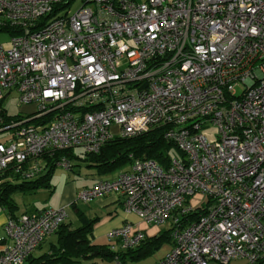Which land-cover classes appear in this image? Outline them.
Instances as JSON below:
<instances>
[{
    "label": "built area",
    "instance_id": "obj_1",
    "mask_svg": "<svg viewBox=\"0 0 264 264\" xmlns=\"http://www.w3.org/2000/svg\"><path fill=\"white\" fill-rule=\"evenodd\" d=\"M74 1L0 0V31L14 34L0 40V132L13 130L0 141V183L39 177L57 151L97 153L165 126L179 150L167 165L131 154L129 169L77 200L115 194L143 222L171 221V249L154 264H264V0ZM13 91L37 113L8 119ZM196 193L209 205L190 219ZM67 217L9 216L0 264H25ZM110 236L128 250L147 234L126 222Z\"/></svg>",
    "mask_w": 264,
    "mask_h": 264
},
{
    "label": "trees",
    "instance_id": "obj_2",
    "mask_svg": "<svg viewBox=\"0 0 264 264\" xmlns=\"http://www.w3.org/2000/svg\"><path fill=\"white\" fill-rule=\"evenodd\" d=\"M14 31L21 32L20 29H14ZM84 110H91V107L85 106ZM165 129V126H160L136 136L115 137L97 153H86L80 149L57 151L53 158L45 156V159L48 160L47 170L44 174L33 179L23 178L18 174L8 172L6 174H11L12 179L0 183V209L7 210L9 216H16L14 211L17 209V205L12 198L16 191L27 192L37 190L41 186L52 188V173L63 156H68L73 162L69 170L73 169L75 161L84 159L88 166L96 167L100 172H110L127 159L131 160V154L138 158H153L159 163L167 165L171 155H173L171 150L175 145L165 137ZM77 150L80 153H77ZM175 151L177 154L179 153L176 147ZM208 205L209 203H205L203 207H199L198 211L191 212L188 217L190 219L197 218L205 212ZM95 222L96 219L84 218L83 224L78 227H71L69 223L64 222L54 233L57 235L56 242H50L46 251L40 254H32L25 264H85L99 258L117 259L124 264L126 258L132 259L146 255L163 238L170 239L172 244L170 227L164 233L156 234L151 238L146 237L136 248L115 251L109 245L91 241L90 236ZM45 241L38 249L42 248Z\"/></svg>",
    "mask_w": 264,
    "mask_h": 264
},
{
    "label": "crops",
    "instance_id": "obj_3",
    "mask_svg": "<svg viewBox=\"0 0 264 264\" xmlns=\"http://www.w3.org/2000/svg\"><path fill=\"white\" fill-rule=\"evenodd\" d=\"M89 167L94 170V173L97 172L96 173L97 176L94 173H92L94 175H91L92 176L91 183L82 184L80 186L76 181H73L66 183L59 190L58 189L55 190V187L45 188V190L49 192V196L44 198L33 199L31 205L27 206L24 209L20 208V205L12 195V198L17 205V209L14 211V213L15 215H19L24 212H40L48 207H56V208L64 207L68 213L66 223H69L71 227H78L82 225L84 218L96 219V222L94 223L92 235L90 236L91 241L97 244L109 245L115 251H122L124 249H122L119 246L120 244L119 241L115 238H112L110 236V233L112 232L113 229L125 224L126 222L134 223V227L139 229L137 227V224H139L141 221L135 213L128 212L125 210L122 199L115 194H109L103 197H96L89 203H84L83 201L77 200V193L84 187H88V186L91 187L99 179H110L118 174L116 173V175L114 174L112 175L111 172H105L106 174H108V176H105L104 172H100L96 167L93 166H89ZM124 169L126 168H122V170ZM37 190H39V188ZM32 191L35 190H30L27 192H32ZM8 216H9L8 211L1 208L0 209V251L2 250L3 246L6 243L10 242L4 229V223L6 222ZM52 235H56V234H52ZM52 235H50V237ZM50 237L47 238L42 248L36 250L35 254H40L49 248V245H47V243ZM56 240H57V235L55 241H51V242H56ZM164 255H162L161 257H163ZM161 257L156 259L151 264H154ZM127 259L129 258H126V260H124L125 261L124 264H126ZM58 264H62V263H58ZM85 264H122V263H120V261L117 259L99 258L94 260L93 262H89Z\"/></svg>",
    "mask_w": 264,
    "mask_h": 264
},
{
    "label": "rangeland",
    "instance_id": "obj_4",
    "mask_svg": "<svg viewBox=\"0 0 264 264\" xmlns=\"http://www.w3.org/2000/svg\"><path fill=\"white\" fill-rule=\"evenodd\" d=\"M82 5V0H75L69 7L72 8V10L77 9ZM67 6V8H69ZM14 34L6 32V31H0V40L1 42L6 46L9 47L11 45L10 38ZM237 90L239 93L242 92V87L238 86ZM4 107L7 109V118L8 119H14L18 115L29 117L33 116L37 113L35 111V107L30 105H21L18 102V95L16 91H13L11 96L6 98L4 100ZM217 127L210 125L205 129L209 137L214 140L217 135ZM13 134V130L6 131V132H0V141H5L9 139ZM173 155H177L175 151V147L171 150ZM77 153H80L79 150H77ZM175 153V154H174ZM131 160L127 159L124 161L123 164L118 165L113 171H110L111 174L116 175V173H119L122 168L129 169L131 167ZM94 170L90 168L87 164V162L84 159L75 161V165L73 169L69 170L61 165H58L55 167L53 171V175L51 178L52 187H55L56 189H61L66 183L76 181L80 186L82 184H89L92 182V176L96 175L97 172L94 174ZM105 176H108V174L104 173ZM90 187V186H88ZM46 187H40L39 190H35L32 192H22V191H16L13 194L14 199L18 202L20 205V208H26L27 206L31 205V202H33V199L38 198H44L49 196V192L45 190ZM86 188V187H84ZM83 188V189H84ZM82 190V189H81ZM208 197L202 193H196L190 197V204L193 208H197L201 205H205L207 203ZM45 202V201H44ZM141 221V220H140ZM137 227L143 231L146 232L147 237H153L156 234L164 233L165 231L169 230L171 227V221H167L165 223L161 224H149L146 222L141 221L139 224H137ZM50 237V236H49ZM56 235H52L47 245L50 244L51 241H55ZM171 248V241L168 238H163L158 244L154 245L152 250L148 252L146 255L138 257V258H132L127 259L126 264H151L156 259L164 255L169 249ZM216 264V263H212ZM229 264H249L246 258H237L233 259Z\"/></svg>",
    "mask_w": 264,
    "mask_h": 264
}]
</instances>
